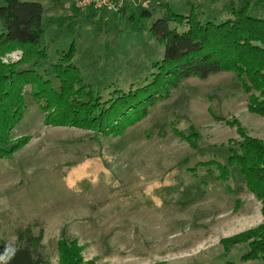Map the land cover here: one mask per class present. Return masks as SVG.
<instances>
[{"label":"rangeland","instance_id":"rangeland-1","mask_svg":"<svg viewBox=\"0 0 264 264\" xmlns=\"http://www.w3.org/2000/svg\"><path fill=\"white\" fill-rule=\"evenodd\" d=\"M23 1L44 8L48 59L39 71H50L73 44L70 65L95 97L134 89L163 55L149 31L152 20H138L141 9L157 16L162 4L177 13L193 4L219 21L232 3L244 6L238 0H135L117 11H95L76 9L71 0ZM247 11L264 18V0H249ZM22 56L15 50L0 62L10 66ZM240 81L223 72L183 80L117 136L47 125L31 87H24L27 109L11 140L29 142L0 158V254L6 246L18 248L19 235H30L39 237L49 264H62V256L74 264H264L247 256L248 243L232 244L264 223L261 201L237 169L222 181L213 165L226 164L243 141L238 127L264 142V118L247 107L248 95L259 99L261 92Z\"/></svg>","mask_w":264,"mask_h":264},{"label":"trees","instance_id":"trees-1","mask_svg":"<svg viewBox=\"0 0 264 264\" xmlns=\"http://www.w3.org/2000/svg\"><path fill=\"white\" fill-rule=\"evenodd\" d=\"M238 2L244 6L235 8L232 3L227 15L219 21L196 12L193 4L189 11L177 13L165 3L157 16L141 9L143 15L138 20H152L149 31L163 47V55L151 62L149 74L134 89L114 90L107 97H95L92 92H86L77 69L70 65L77 51L73 44L58 54L59 60L51 63L50 71H39L48 59L42 44L45 31L42 5L0 0V57L15 50L23 52L17 64L4 66L0 62V158L11 156L29 142L28 137L11 140L12 130L27 109L23 95L26 86L31 87L47 125L76 126L117 136L143 118L157 101L168 98L181 81L232 73L241 80L244 89L261 92L260 100L248 95L247 107L249 113L264 118V18L248 13L249 0ZM138 9L132 11L129 20L135 19ZM21 64V68L13 67ZM54 81L59 83L58 89ZM71 90L74 93L69 94ZM52 115L58 118L51 120ZM236 123L232 121L230 125L236 126ZM237 129L243 141L230 150L226 164L213 165L222 181L236 169L242 174L247 188L261 201L264 218V142L242 128ZM235 240L248 243L250 255L247 256L257 257L264 263V223L255 231L239 235L232 244ZM19 241L21 245L8 264H49L36 245L39 237L19 235ZM61 263L74 264L63 256Z\"/></svg>","mask_w":264,"mask_h":264},{"label":"built area","instance_id":"built-area-1","mask_svg":"<svg viewBox=\"0 0 264 264\" xmlns=\"http://www.w3.org/2000/svg\"><path fill=\"white\" fill-rule=\"evenodd\" d=\"M73 7L79 10H103L104 8L117 11L127 3H135V0H71ZM21 54V53H20ZM19 58V54L16 57Z\"/></svg>","mask_w":264,"mask_h":264},{"label":"clouds","instance_id":"clouds-1","mask_svg":"<svg viewBox=\"0 0 264 264\" xmlns=\"http://www.w3.org/2000/svg\"><path fill=\"white\" fill-rule=\"evenodd\" d=\"M15 255V249L11 246H6L4 252L0 254V264H8Z\"/></svg>","mask_w":264,"mask_h":264}]
</instances>
